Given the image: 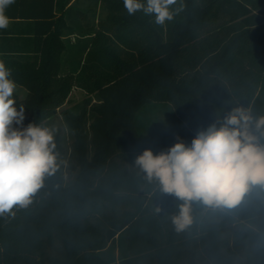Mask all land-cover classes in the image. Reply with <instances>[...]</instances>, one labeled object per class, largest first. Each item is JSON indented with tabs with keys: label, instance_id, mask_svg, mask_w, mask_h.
Wrapping results in <instances>:
<instances>
[{
	"label": "trees",
	"instance_id": "1",
	"mask_svg": "<svg viewBox=\"0 0 264 264\" xmlns=\"http://www.w3.org/2000/svg\"><path fill=\"white\" fill-rule=\"evenodd\" d=\"M90 2L6 8L33 22L34 54L0 58L28 92L14 97L23 126H50L75 88L88 96L60 112L70 144L58 129V170L27 207L0 215V264H264V187L233 209L193 201V224L177 232L182 202L134 163L169 149L158 142L161 112L195 135L233 107L264 115V0H177L165 26L128 15L123 0Z\"/></svg>",
	"mask_w": 264,
	"mask_h": 264
},
{
	"label": "clouds",
	"instance_id": "2",
	"mask_svg": "<svg viewBox=\"0 0 264 264\" xmlns=\"http://www.w3.org/2000/svg\"><path fill=\"white\" fill-rule=\"evenodd\" d=\"M13 3L0 0V29L9 27L5 11ZM176 3L123 0L128 15L142 12L160 26L174 19ZM11 75L0 60V215L27 207L45 177L60 166L57 128L44 121L23 126L25 108L16 106L17 84ZM134 163L149 183L158 182L161 193L182 202L171 220L175 230L183 232L193 224V201L206 208L233 209L253 186L264 187V115L254 117L249 108L233 107L222 118L217 113L216 122L198 130L190 145L178 140L158 154L145 149Z\"/></svg>",
	"mask_w": 264,
	"mask_h": 264
},
{
	"label": "crops",
	"instance_id": "3",
	"mask_svg": "<svg viewBox=\"0 0 264 264\" xmlns=\"http://www.w3.org/2000/svg\"><path fill=\"white\" fill-rule=\"evenodd\" d=\"M73 21H74V14L72 13L70 16H67V22L68 24L73 25ZM32 29H33L32 21L23 20V19H10L9 27L7 29H0V58L2 54H12V55H20V56L33 55L36 46L32 42V39L34 37V33L31 31ZM63 38H65L66 42L69 43V44L67 43V47L70 48L69 49L70 53L78 54L80 52V43L78 46L74 47L77 38L76 34H68V32H66V35H63ZM73 61H74V54L67 58L66 63L67 65L73 64ZM20 87L17 86L16 92L14 93V97L17 96L18 98H25L28 92L26 88L24 87L20 88ZM73 92L74 90L72 91V93ZM72 93L70 95V99Z\"/></svg>",
	"mask_w": 264,
	"mask_h": 264
},
{
	"label": "rangeland",
	"instance_id": "4",
	"mask_svg": "<svg viewBox=\"0 0 264 264\" xmlns=\"http://www.w3.org/2000/svg\"><path fill=\"white\" fill-rule=\"evenodd\" d=\"M90 1L91 0H79V3L81 5H83V4L88 3V2L91 3ZM17 86L20 87L19 85H17ZM20 88H22V87H20ZM87 96L88 95L86 94V92L84 90L79 89V88H75L74 92L72 93L70 101L67 102L63 107L60 108V112L63 109L69 108L76 103L82 102ZM60 112L51 121L50 126H55L57 128V130L59 129L61 131V134H63V137L66 140L65 145L69 146V144H70L69 133H68V130L65 126V123L63 121V118H62ZM24 115H25V119H26L27 113L24 112ZM170 115L171 114L168 112H161L158 114V118L160 117L159 127L162 130L161 131L162 135H161V138L159 139L158 142L163 143L165 146H167L169 148L171 146H173L176 142H178V140H182L186 144L190 145L192 139L195 137V134L192 133L191 131H189L187 128L186 129L182 128L181 130H179L178 129V123H177L176 119H174ZM25 119H24V121H25ZM24 121H23V125H24Z\"/></svg>",
	"mask_w": 264,
	"mask_h": 264
}]
</instances>
